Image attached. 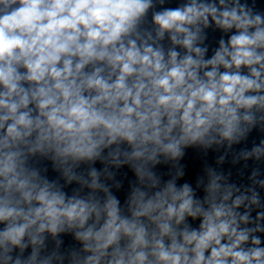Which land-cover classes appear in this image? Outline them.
I'll return each instance as SVG.
<instances>
[{
  "label": "clouds",
  "instance_id": "clouds-1",
  "mask_svg": "<svg viewBox=\"0 0 264 264\" xmlns=\"http://www.w3.org/2000/svg\"><path fill=\"white\" fill-rule=\"evenodd\" d=\"M0 264H264V0H0Z\"/></svg>",
  "mask_w": 264,
  "mask_h": 264
}]
</instances>
